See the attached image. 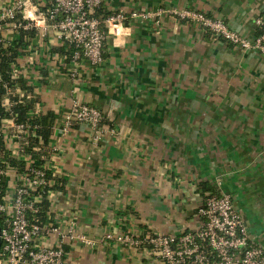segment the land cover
I'll return each mask as SVG.
<instances>
[{"label": "crops", "instance_id": "0c3cea01", "mask_svg": "<svg viewBox=\"0 0 264 264\" xmlns=\"http://www.w3.org/2000/svg\"><path fill=\"white\" fill-rule=\"evenodd\" d=\"M102 5L128 17L108 38L103 64L68 63L69 47L50 28L45 37L37 31L25 37L29 47L17 66L34 81L43 112L56 115L52 143L58 150H51L46 167L59 187L48 198L49 218L64 229L74 224L95 242L69 243L65 264H163L144 243L125 245L116 238L140 242L149 233L196 230L209 193L230 195L251 239L264 247V55L244 52L170 13L202 12L253 38L256 21L264 20V0ZM135 12L151 16L131 18ZM20 34L6 31V42ZM75 103L102 112L99 137L86 123L63 132ZM4 104L11 106L9 96ZM4 131L16 134L12 120ZM24 139L8 144L16 158L24 159ZM17 181L18 170L7 169L6 195L14 194Z\"/></svg>", "mask_w": 264, "mask_h": 264}, {"label": "built area", "instance_id": "2783aa9c", "mask_svg": "<svg viewBox=\"0 0 264 264\" xmlns=\"http://www.w3.org/2000/svg\"><path fill=\"white\" fill-rule=\"evenodd\" d=\"M46 1L49 8L45 10L41 0H16L0 5V46L10 44L6 42V31L35 30L45 37L52 28L72 49V63L86 60L93 66L103 64L108 38L112 34L117 35L128 17L122 13L113 14L102 26V22L93 15L102 5V0ZM170 13L180 20L200 25L214 37L244 52L256 51L264 55V20L261 18L256 24L262 33L250 38L232 31L222 19L202 12L181 9L171 10ZM150 16L135 12L131 18L144 20ZM14 73L15 78L22 74L18 67ZM74 74L76 70L72 74L75 77ZM16 90H19L20 97L25 96L19 88ZM103 121L104 116L98 108L75 103L64 116L62 130L66 134L73 124L86 123L99 137ZM14 127L16 134L7 136L8 144L13 139L26 138L29 135L27 130L31 128L15 122ZM31 129L33 132L36 127ZM57 150L53 147L52 153ZM25 159L30 166L23 173L18 171L12 196L3 194L7 169H0V214L4 217L0 228V264H65L69 243L94 245L95 242L79 233L74 224L64 229L50 218L46 222L41 221L38 213L42 191L52 182L47 179L48 168L33 167L30 158ZM199 215L203 222L193 231L149 233L140 242L134 241L131 236H118L116 241L125 245L142 242L163 264H264V247L251 239L248 224L236 210L230 195L207 194ZM107 238L112 239V236ZM46 239L51 241V245H43Z\"/></svg>", "mask_w": 264, "mask_h": 264}, {"label": "trees", "instance_id": "16d2710c", "mask_svg": "<svg viewBox=\"0 0 264 264\" xmlns=\"http://www.w3.org/2000/svg\"><path fill=\"white\" fill-rule=\"evenodd\" d=\"M99 19L104 26V22L112 15L107 9L101 5L93 14ZM262 30H258V34ZM35 37L36 31H25L21 29L20 39L15 42L0 46V169L15 168L23 173L30 166L25 158H30L31 165L37 168L47 167L50 161L51 150L53 148V128L56 121V115L53 112L44 113L41 109L39 97L34 93V81L31 76L20 74L18 78L14 77V71L18 66V60L25 56V52L29 47V43L25 37ZM72 49L67 52L68 63L71 62ZM30 67V66H29ZM27 69V68H26ZM30 71V70H29ZM33 82H32V81ZM19 88L25 93V96L10 94ZM9 96L11 106L7 108L4 104L5 98ZM27 96H31L28 98ZM12 120L15 124H24L31 128L36 127L32 132L30 128L28 136L21 141V153L24 159L13 156L7 143V132L4 131L5 122ZM47 170V179L52 182L48 184L42 191V202L39 205V213L42 222L49 219V195L52 191L59 187L58 180L53 178L51 170ZM55 182V183H54ZM6 179H3V194L6 192ZM4 217L0 214V228L3 225Z\"/></svg>", "mask_w": 264, "mask_h": 264}]
</instances>
